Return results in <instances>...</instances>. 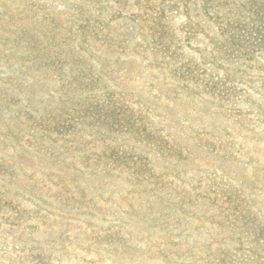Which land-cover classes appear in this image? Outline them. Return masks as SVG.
<instances>
[{"label":"rangeland","instance_id":"obj_1","mask_svg":"<svg viewBox=\"0 0 264 264\" xmlns=\"http://www.w3.org/2000/svg\"><path fill=\"white\" fill-rule=\"evenodd\" d=\"M0 264H264V0H0Z\"/></svg>","mask_w":264,"mask_h":264}]
</instances>
